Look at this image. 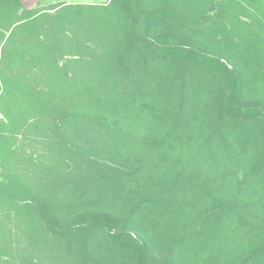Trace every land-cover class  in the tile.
<instances>
[{
  "label": "rangeland",
  "instance_id": "1",
  "mask_svg": "<svg viewBox=\"0 0 264 264\" xmlns=\"http://www.w3.org/2000/svg\"><path fill=\"white\" fill-rule=\"evenodd\" d=\"M109 2L22 0L23 10L16 19L29 15L40 17L33 18L31 25L8 29L6 23L0 25V94L8 91L7 84L10 86L8 95L15 99L21 97L13 92L16 85L17 88L30 86L37 91L35 84L40 83L42 87V84L54 80L55 91H50L56 97V114L67 109L91 115L87 105L88 101L96 98L94 92L113 94L119 87L120 97L125 102L121 103L126 105V111L116 113L114 120L113 115L107 116L110 124L105 128L95 126L94 130L68 119L65 121L67 127L58 129L48 118L52 113L40 110L26 111L27 122L14 126L13 123L7 124V109H0V264H80L73 251L45 232L38 210H28L30 203L37 205L43 201L51 207L50 212L58 220L65 221L77 212L88 210L123 216L143 197L169 194L179 201L174 214L177 220L174 229H187L183 221L186 215L189 221L193 219L190 227L202 222L207 226L198 236V241H201L199 249L189 246L183 255L178 252L176 264L233 263L241 253H247L244 252L245 246H251L247 235L255 237L257 234L259 237L262 234L260 230L264 231V144L259 146L262 161L254 163L252 159L260 157L247 156L246 147L240 153L243 160L237 161L230 158V154L216 152V148H208L202 143L205 133L213 127V112H217L221 106V86L217 81L211 86H199L197 79L202 74H195L193 81L188 80L187 85L182 87L179 80H173L176 74L174 69L166 66L156 69L154 63L146 69L144 65L140 66L137 59L121 66L127 71L118 68L113 55L117 54L115 47L118 42L125 41L121 32L123 14L113 11L111 17L115 16V19H109L110 25L89 19L97 11L88 7ZM142 2L152 8L163 1ZM227 2L225 0L224 3ZM181 3L183 10L190 12L194 6L193 9L199 11L200 7L194 4H186L185 0H181ZM231 3L227 5L230 12L223 13V17L218 18V14L224 12L226 6L214 5L203 12V18L223 21L229 30L228 37H232L233 41L221 31L210 35L200 34V45L220 54L244 72L245 101L257 100L264 110V54H258L252 62L251 58L245 59L238 52L236 45V27H240L242 31L247 29L252 39H262L264 47V17L260 13L264 0H234ZM57 14H62L66 19H55ZM68 18L76 21L75 26L70 24ZM117 25H122L121 29L110 32ZM80 26L88 29L77 28ZM179 31L191 37V33L184 28ZM102 33H106L103 35L105 39L101 37ZM34 35L40 36L43 41L47 39L46 45L49 44L50 50L33 44ZM44 66L51 70L49 75L53 77L42 81ZM19 71L25 73L26 79L17 84L14 83V76ZM132 74L142 76L143 80L149 82L152 95H139L138 79L132 81ZM128 77L131 79H126ZM112 80H116L119 86L113 85ZM171 81L175 82L167 86ZM109 83L112 89L106 90ZM66 87L72 91H64ZM42 88L48 89L47 86ZM131 89L132 97H123L130 96ZM58 90L60 93H57ZM181 94L183 99L180 98ZM37 98L46 99L45 95ZM28 99L27 102H30L33 98ZM180 100L188 108L183 120L175 123L174 110ZM0 103L2 107L7 101L0 97ZM158 103L159 112H152ZM150 107L154 108L150 110ZM36 118H39V122L33 124ZM160 132L165 137L169 136V140L160 141V148H157L153 145L160 140ZM241 134L245 135L243 132ZM163 148H168L170 152L163 154ZM177 150L183 151V155L178 156L173 168L168 167L169 159L166 156L175 154ZM86 155L96 161L95 165L86 160ZM257 164H261L258 171L254 169ZM171 174L178 176L179 182L174 189L162 182L163 176L167 178ZM229 196L234 205L219 202L226 201ZM27 197L30 199L27 200ZM223 207L237 210L236 215L221 221L220 225L207 222L205 214ZM247 210H261V215L254 218L250 211L247 215ZM170 217L169 210L143 212L129 231L137 238L147 239L152 249L162 251L172 233L166 230L171 224ZM237 221L242 222V226L238 227ZM99 247H94L93 251L91 249V257H106L109 264H118L117 253L105 241Z\"/></svg>",
  "mask_w": 264,
  "mask_h": 264
},
{
  "label": "trees",
  "instance_id": "2",
  "mask_svg": "<svg viewBox=\"0 0 264 264\" xmlns=\"http://www.w3.org/2000/svg\"><path fill=\"white\" fill-rule=\"evenodd\" d=\"M162 1L160 5L148 8L143 4L142 0H110L109 4L106 5H92L88 7L89 9L92 8L97 11V13L94 16H90L89 19H94L104 22L106 25H110L109 19H115V16L111 17L113 11L123 14V28L121 29L122 25H117L110 29V32H117L121 29L125 39L124 42H118L115 47L117 54L113 55V59L118 65V68L120 67L123 71H127L121 67L124 66L125 62L137 59V61L140 62V66L144 65L146 69L152 63L155 64V68L166 66L174 69L176 74L173 80H179L182 87H185L188 83L187 81L192 80L195 74L198 76L202 74V76H199L197 79L199 86L205 84L211 86V83L217 81L221 86V106L217 112H213V127L205 133L202 138V143L208 148H216V152L220 151L221 153L225 152L230 154V158L237 161L243 160L240 153L246 147L245 153L247 156L252 158L260 157V159H252L254 163L262 161L264 149L262 151L263 155L259 149V146L262 145V143L264 144V110L262 103L257 100L245 101L246 78L244 72L235 64L227 62L220 54L210 52L204 46H201L199 40L200 34L210 35L221 33V31H224V33H222L223 35L225 34L227 37L230 36L229 30L223 21L220 19L205 20L203 18V12L209 11L211 6L218 5L221 7L224 5L226 6L223 9L224 12L218 14V18H221L223 17V13L230 12L227 7L228 2L231 3L234 0H227V4L224 3L225 0H185L186 4L190 3L191 6L194 4L195 7H200L198 11L193 9V6L190 12L188 9L183 10L184 5L181 3V0ZM22 10V0H0V25L6 23L7 29L12 26L15 28L17 26L31 25L33 23V18L40 17L39 15H29L25 18L16 19V16L21 13ZM260 13L264 17V7L260 10ZM54 17L58 20L66 19L62 14H57ZM20 21L23 22L20 23ZM69 22L74 26L76 24L73 18H71ZM77 28L84 30L88 29L85 26ZM180 28H184L185 31L191 33V37L187 36L184 32H180ZM247 32V29L242 31L240 27H236L238 39V44L236 45L238 52H240L245 59L251 58L253 62L258 54H264V47L261 43L263 40L252 39ZM105 34L106 33H102L101 37ZM192 35L196 37H192ZM228 39L233 41L232 37H228ZM46 41L47 39L43 41L38 35L33 36V44H37L41 48L45 47V49L49 51V44L47 43L48 45H46ZM230 44L235 48L232 43ZM54 48L55 46H53V49ZM246 54L249 56L246 57ZM145 68L141 67L142 70L146 71ZM42 70V81H45V78L53 77L52 74L49 75L51 70L48 69L47 66H44ZM145 74L146 73H144V77ZM128 75L129 74H127L126 77ZM14 77H16L14 83L16 82L17 84L26 79L25 73H21L20 71ZM126 79H131V77ZM137 79V89L140 91L139 95L146 93L152 95L150 88H148L149 82L143 80L144 78L142 76L132 74V81H136ZM2 80L4 81V79ZM173 82L175 81L167 83V86H172ZM54 83V80H52L49 81L48 84H42V87H48L47 90L40 87V83L35 84V89L37 91L32 90L30 86L17 88L16 85L13 87V92L17 95H21V97L17 96L15 99H12V97L8 95L10 86L6 84L5 86L8 91L6 93H2V91L0 97L1 100L5 99L7 103L5 106L2 105L0 109H7L5 110V115L9 118L7 124L13 123L14 126L19 125L21 122L24 124L27 122V119H25L26 111L40 110L44 113H52L48 118L52 119V124L58 129L66 128L67 125H65V121L68 119L80 124L82 127H84L83 124H85V127L89 128V130H94L93 127L95 126L103 129L105 125L110 124L107 119L108 115H113L112 119L114 120L116 113L126 111V105H122V103L125 102L123 98L120 97L119 87L115 92L116 94L105 95L99 91L94 92L93 95L96 98L88 101L87 105L88 110L91 111V115L81 113L79 110L70 111L66 108L62 113L56 114L54 107L56 97L54 93L50 91H55ZM112 84L116 87L119 86H117L116 80H112ZM18 86H21V84ZM107 86L106 90L112 89L111 83ZM33 91L37 92L38 96H36ZM64 91L71 92L72 89L66 87ZM131 92L132 89L129 92L130 96L123 97H132ZM57 93H60V91L58 90ZM40 94L45 95L46 99H38L37 97H41ZM29 97L33 99L27 102L29 101ZM180 98L183 99L182 94ZM181 101L182 100L178 103L176 110H174L173 118L175 123H179L183 120L186 108H188L185 102ZM153 108L154 107H150V110ZM136 109L138 108L136 107ZM150 110L149 112L151 113ZM157 111L159 112V103L156 108L152 110L154 113ZM38 122L39 118H36L32 123L38 124ZM28 126L32 125L28 124ZM256 130L257 134L254 135L253 133L256 132ZM64 132H66V130ZM242 132L245 133V135L241 134ZM165 133L168 134V131L165 130ZM256 135H258V140L256 139ZM159 137L160 140H157L155 142L156 144L153 145L157 148H160V141L167 142L169 140V136L165 137L161 132L159 133ZM161 152L166 154L170 151L168 148H163ZM77 154L79 155V152H77ZM179 155H183V151L177 150L175 154L166 156L169 159L167 162L168 167H174L178 161L177 159H179ZM86 160H88L89 163L91 161L94 165L96 163L95 160H90L89 156L86 157ZM260 167L261 164H257L254 166V169L258 171ZM166 171L167 168L164 173H166ZM164 177L165 176H163L162 179L163 184H166L172 189L177 186L179 182L177 175L171 174L167 178ZM259 183H261V181ZM28 199L30 198L27 197V200ZM215 200H217V198H215ZM219 202L222 205H226L227 203L234 205V202L230 200V196L226 201L224 199ZM211 205L214 206V204ZM178 207L179 201L177 197L171 194L167 196H147L136 201L123 216H116L106 211L88 210L77 212L68 220L60 221L55 214L50 212L51 207L48 206V204L45 205L43 201L37 205L28 204V210H36V212L38 210V215L44 223L45 232L48 233L53 240L63 242L65 247L67 246L68 249L73 251L80 259V264H109L106 257L96 258L90 256L92 255L94 247L100 249L99 244H104V241L117 253L118 256L116 258L118 264H176L178 261V252L183 255L189 246H195L199 249L201 241H198V236L207 229L204 222L190 227V222L193 219L189 221L187 215L183 217L184 225L187 229L185 228L179 231L174 229V225H177L174 214ZM165 210H169L171 215L169 219L171 224L168 225L166 230L172 231V233L167 238V245L162 251L152 249L147 239L141 237L137 238L129 231L133 222H135V219L141 213H159ZM249 211L250 215H253L254 218L261 215V210H247V215ZM236 213L237 210H227L223 207L217 211L205 214V216L208 217L207 222H217L220 225L221 221H227L228 217L234 216ZM236 225L240 227L242 226V222L237 221ZM260 232H262V234L259 237L257 234L255 237L247 235V240L251 244V246L247 245L244 247V252L247 253L243 255L241 253L233 263L226 264H262L264 261V231L260 230ZM255 238H257V240Z\"/></svg>",
  "mask_w": 264,
  "mask_h": 264
}]
</instances>
